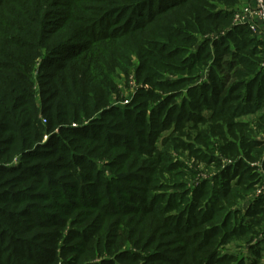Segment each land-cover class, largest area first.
I'll use <instances>...</instances> for the list:
<instances>
[{
	"label": "trees",
	"instance_id": "1",
	"mask_svg": "<svg viewBox=\"0 0 264 264\" xmlns=\"http://www.w3.org/2000/svg\"><path fill=\"white\" fill-rule=\"evenodd\" d=\"M239 6L0 0V264H258L264 199L236 207L264 180V45Z\"/></svg>",
	"mask_w": 264,
	"mask_h": 264
},
{
	"label": "rangeland",
	"instance_id": "2",
	"mask_svg": "<svg viewBox=\"0 0 264 264\" xmlns=\"http://www.w3.org/2000/svg\"><path fill=\"white\" fill-rule=\"evenodd\" d=\"M250 2H251V0H240V5L242 6V5L248 4ZM256 24L259 28L260 33H258V36L255 35V37L264 45V31H263L264 25L261 24V22H256ZM131 63H135V58L133 56H131ZM136 88H138V85L136 84L133 77L130 76L129 81L127 80V86L125 88V92L122 96H126L129 93V91H134ZM261 115L264 116V113ZM253 119H254V117H248V118H244L243 120L244 121H252ZM256 133H257L256 134L257 139L264 142V124L262 127H259L258 129H256ZM187 163H190V162L187 161ZM224 163L227 164L229 162L224 161ZM197 170L200 173V175H199L200 177H198L197 179H199V180H205V179L210 180L211 176L209 173L210 172L212 173V171H213L211 168L208 169V175L206 173L204 175H202L201 170H199L198 168H197ZM262 187L264 188V180L261 181L259 184H257L255 186V188H253V190L245 196V199L237 205L236 209H239L241 211H245L249 207L250 203L252 201H254L255 199L260 198V197L264 199V189H262ZM256 241H260L259 250H260V255H261L260 258L257 260L258 261L257 263L258 264H264V228H263V234H261L256 239ZM230 251H235L238 254H240L242 257H245L247 259L252 258L251 254L249 252V248L246 246H242L240 248H233V250H230Z\"/></svg>",
	"mask_w": 264,
	"mask_h": 264
},
{
	"label": "built area",
	"instance_id": "3",
	"mask_svg": "<svg viewBox=\"0 0 264 264\" xmlns=\"http://www.w3.org/2000/svg\"><path fill=\"white\" fill-rule=\"evenodd\" d=\"M256 22H261L264 25V0H251L248 4L240 5L232 16L234 26L247 27L252 34L258 36L260 32ZM261 68L264 70V61ZM262 156H264V151ZM262 189L264 188L262 187Z\"/></svg>",
	"mask_w": 264,
	"mask_h": 264
}]
</instances>
